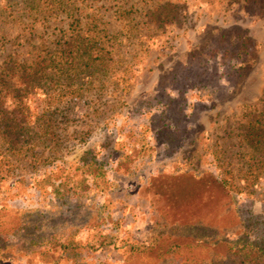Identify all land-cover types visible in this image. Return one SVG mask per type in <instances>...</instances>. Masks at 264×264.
Instances as JSON below:
<instances>
[{
  "label": "rangeland",
  "instance_id": "1",
  "mask_svg": "<svg viewBox=\"0 0 264 264\" xmlns=\"http://www.w3.org/2000/svg\"><path fill=\"white\" fill-rule=\"evenodd\" d=\"M75 16L103 55L62 73L48 54ZM261 98L251 0H0V264H257L232 250L264 245L244 139ZM22 107L8 135L3 109ZM208 175L228 190L215 211Z\"/></svg>",
  "mask_w": 264,
  "mask_h": 264
},
{
  "label": "trees",
  "instance_id": "2",
  "mask_svg": "<svg viewBox=\"0 0 264 264\" xmlns=\"http://www.w3.org/2000/svg\"><path fill=\"white\" fill-rule=\"evenodd\" d=\"M251 2L256 4L260 14H264V0H251ZM75 17L76 24L72 23L69 25L71 32L70 39L73 42L72 47L74 46V48H72L71 45H68V40H64V43L68 44L67 46H64L63 44L60 45L58 48L60 56L55 55L56 52H51L48 54V64L50 63V67L61 70L62 73L69 71L65 69V64H69L70 68H76L78 65L85 62L87 68H93L95 67L94 62L102 59L103 55V53H101L103 49L101 48L100 43L101 38L98 36L97 31L94 30L96 25L92 24V26L89 27L87 26V22L85 25H83V18L78 16ZM101 31L104 33V29ZM20 99V101L14 102V109H17V105H25L22 102L25 98ZM260 101L262 102V106L260 107L257 114L252 113L253 111H250L246 114L248 115V120L244 139L255 147L258 154L254 156L257 158L261 168H264V98H261ZM14 111L16 112L15 115L13 117L9 116L13 114ZM14 111H9V113H7V110L3 109L4 116H2V118L6 121L10 120V123L2 122L3 131H5V133L8 135H13V130L18 128L21 121L20 118L22 114L25 113L23 107L22 110ZM18 113H20V115ZM207 177V179L199 180L198 183L206 181V186L202 182L200 190L202 193H206L207 199L205 200V203L207 205L214 206L215 211L219 208L221 199L226 195L228 196V190L225 189V181L223 179H220L215 175H208ZM194 187L195 186L193 185H187L183 187L178 186L173 188V192H176L175 194L179 199L182 197H189L195 192ZM197 189L195 193H197ZM199 221H202V219ZM234 247L235 250L231 248L233 249V252L237 251V253H243L247 257L251 256V258H254V263L264 264V245L241 241L236 242Z\"/></svg>",
  "mask_w": 264,
  "mask_h": 264
}]
</instances>
